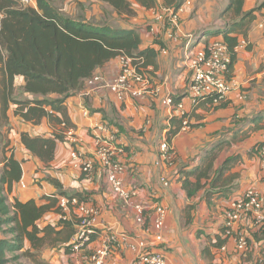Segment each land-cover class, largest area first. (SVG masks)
I'll list each match as a JSON object with an SVG mask.
<instances>
[{
	"label": "crops",
	"instance_id": "0c3cea01",
	"mask_svg": "<svg viewBox=\"0 0 264 264\" xmlns=\"http://www.w3.org/2000/svg\"><path fill=\"white\" fill-rule=\"evenodd\" d=\"M262 1L245 0L242 11H250ZM228 3L229 0H186L179 12V35L190 37L193 49H200L215 37L222 39L219 33L227 20L220 15ZM162 5L163 2H156L154 8L144 9L132 3L133 13L126 16L129 23L119 28L135 30L140 48L157 52L155 68L141 69L150 80L149 91L140 99L119 102L105 88L82 96L84 81L80 91L63 103L66 117L75 129L76 142H57L47 163L24 147L21 135L51 138L59 127L45 116H31L38 109L33 100L43 97L26 93L24 78L10 79L4 71V59L0 63V175L9 159L18 162L22 171L11 191L3 185L6 203L11 206L15 201H34L38 206H50L36 223L40 229L58 223L57 199L63 195H75L98 211L90 244L66 252L73 236L56 247L44 248L30 264H91L89 257L104 236L112 232L124 233L130 239L120 242L104 264H134L136 253L131 243L136 240L146 241L148 250H161L170 264H264V226L256 227L248 218L235 225L227 236L223 230V213L229 201L249 188L256 189L264 200V173L252 153L255 145L264 142V6L255 13L245 36L231 34L237 37L238 45L229 75L235 85L226 102L215 106L207 101L190 111V127L179 130L172 138L174 157L166 165L159 160V148L172 118L161 101L170 96L190 108L184 100L189 79L184 49L168 38L169 21L157 19ZM120 71L118 57L93 75L112 81ZM46 98L59 96L51 94ZM25 102L28 104L23 107ZM28 108L32 119L25 120L21 113L25 114ZM44 110L61 117L49 107ZM97 123L111 126V134L123 150L118 156L124 167L120 179L124 188L134 192L128 204L111 193L101 171L96 168L88 179L70 158L72 149L95 158L89 129ZM161 178L168 186L160 182ZM135 207L142 209L141 215ZM157 207L165 211L161 243L154 240ZM63 213L69 220L78 217L74 208ZM6 235L0 231V240L11 238ZM219 237L225 239V250L212 246ZM236 237L245 238L243 250L237 249ZM28 250L32 253L30 243L25 241L24 249L18 253Z\"/></svg>",
	"mask_w": 264,
	"mask_h": 264
},
{
	"label": "trees",
	"instance_id": "16d2710c",
	"mask_svg": "<svg viewBox=\"0 0 264 264\" xmlns=\"http://www.w3.org/2000/svg\"><path fill=\"white\" fill-rule=\"evenodd\" d=\"M34 1L36 9L29 7L20 9L18 3L13 0H0V63L4 59V71L10 79L14 76L24 78L26 93L43 97L40 100H33L38 109L31 114L28 108L25 114L21 113L22 118L30 120L31 116H45L59 127L51 138L21 135L24 147L32 155L47 163L53 157L57 142H64V130L60 125L64 123L66 127H72L63 107L65 99L80 91L84 81L108 61L127 57L132 59V64L141 72L140 69L147 66L155 68L157 52L152 48L141 49L139 35L133 29L94 27L62 16L46 0ZM98 1L117 13L128 16L133 13L132 3L144 9H151L156 5V0ZM185 1L163 0L162 6L171 8L176 13ZM244 1L229 0L220 15V18L227 20L219 34L222 35L230 53V70L235 59L234 48L238 45L237 37L231 34L245 36L255 19V13L264 6L263 0L254 9L243 12ZM51 94L59 98L47 99L46 96ZM207 101L211 103L210 99L205 102ZM27 104L28 102L22 103L23 107ZM45 107H49L61 117L46 112ZM28 114H31L30 118ZM170 125L167 134L169 142L180 130L181 121L173 118ZM263 148L264 142L258 143L253 147L252 153L257 157ZM21 174L20 164L9 159L0 175V231L11 236L10 239L0 240V264H10L14 257L9 258L8 255L21 252L25 241L30 243L32 253L28 250L21 255L35 261V257L44 248L56 247L58 243L75 236L79 225L78 217L69 220L58 206L60 216L58 223L40 229L36 223L50 206H38L34 201L25 203L15 201L9 206L2 194L3 185L6 184L7 191H11L13 182L18 181ZM53 184L59 187L57 183ZM62 197L78 199L75 195ZM224 241V238L219 237L217 243L212 246L219 248ZM70 245L67 246L66 252H70Z\"/></svg>",
	"mask_w": 264,
	"mask_h": 264
},
{
	"label": "built area",
	"instance_id": "2783aa9c",
	"mask_svg": "<svg viewBox=\"0 0 264 264\" xmlns=\"http://www.w3.org/2000/svg\"><path fill=\"white\" fill-rule=\"evenodd\" d=\"M29 8L36 9L34 0H13ZM163 2V0H156ZM179 12L174 13L171 8L162 7L161 14L157 16L158 20L166 19L169 21L168 38L182 44L184 49L185 63L189 72L186 93L184 100L189 104L190 110L186 109L182 101L177 102L172 97L164 98L161 103L170 111V118H176L181 121L180 130H186L190 127V111L206 100H211L215 106H219L226 102L227 96L234 89V82L230 79L231 58L227 44L223 38H213L200 49H193L190 37L179 35ZM188 38L183 43L184 39ZM237 47L234 48V53ZM121 63L120 74L112 81H105L99 75H93L85 81V88L82 96L95 92L101 88L108 89L119 102H123L126 98L140 99L150 88V80L148 76L138 72L137 68L132 64V59L127 57H119ZM141 70V69H140ZM64 130V142L75 143L74 127H66L64 123L60 125ZM111 126L107 123H97L89 133L95 144V158L85 157L78 150L72 149L70 158L80 169L81 173L88 179L92 176L96 168L106 178L111 193L128 204L133 197L132 191L124 188L120 175L124 172V167L118 160V156L123 150L116 144L114 135L111 134ZM107 135V138H104ZM173 147L167 140V136L161 141L159 148V160L166 165H170L173 161ZM258 163L264 173V148L257 155ZM159 164V161H158ZM160 182L164 186H168V182L161 178ZM58 206L63 212H67L70 208L78 211L79 225L77 232L73 237L70 249L72 252L78 251L91 243L94 231L97 226L98 211L94 207H90L80 202L77 198L58 197ZM264 200L262 195L254 188L247 189L241 195L235 197L228 202L223 213V230L225 236L230 234V230L239 225L243 221L251 218L256 227L264 226ZM139 215L142 213L140 207H135ZM141 219H138L140 222ZM165 222V211L162 208H156V215L153 220V228L156 232L154 240L161 243L162 237L160 231ZM124 233H108L104 236L101 244L93 251L89 257L91 264H104L105 260L110 256L113 249L122 241H129ZM237 249L243 250L246 246V240L243 237H236ZM136 253L134 264H170L161 250H148V244L143 240H136L131 243ZM133 249V247L131 246ZM220 250H225L222 245Z\"/></svg>",
	"mask_w": 264,
	"mask_h": 264
},
{
	"label": "rangeland",
	"instance_id": "374dc122",
	"mask_svg": "<svg viewBox=\"0 0 264 264\" xmlns=\"http://www.w3.org/2000/svg\"><path fill=\"white\" fill-rule=\"evenodd\" d=\"M46 1L54 10H56L62 16L70 18L77 22H83L94 27L107 26L113 29H119L121 26H126L129 23V18H126L128 14L117 13L116 11L102 4L98 0ZM27 7L28 6L18 3V8L20 9H24ZM201 38L202 37H200L199 39ZM187 40L188 38L184 39L183 42H186ZM6 236H8L9 238L11 237L9 235ZM8 257H14V259L11 260L10 264H30L33 261L29 258H25L20 253L10 254L8 255Z\"/></svg>",
	"mask_w": 264,
	"mask_h": 264
}]
</instances>
